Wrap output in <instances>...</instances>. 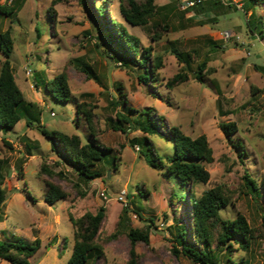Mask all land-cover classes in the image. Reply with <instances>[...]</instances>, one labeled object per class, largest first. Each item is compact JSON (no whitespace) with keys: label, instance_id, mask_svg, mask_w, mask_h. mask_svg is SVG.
<instances>
[{"label":"rangeland","instance_id":"rangeland-1","mask_svg":"<svg viewBox=\"0 0 264 264\" xmlns=\"http://www.w3.org/2000/svg\"><path fill=\"white\" fill-rule=\"evenodd\" d=\"M101 1L85 0L83 5L79 0H0V6L15 8L12 15L0 13V33H10L12 74L25 100L40 111L39 124L50 131L77 135L84 145L89 141V128L76 105H86L94 115L98 143L111 149L92 168L101 177L84 181L52 152L50 142L33 127L37 122L28 126L23 119L11 130L0 128V159L5 164L0 240L20 238L32 243L40 239L42 246L30 259L31 264H66L76 231L70 219L104 207L105 218L96 239L103 257L96 259L92 252L88 264H126L129 229L149 233L148 244L134 247L138 264H194L172 253L174 220L188 230L192 228L189 205L173 195L187 190L200 198L219 189L228 199L219 211L221 219L243 216L253 238L246 249L230 240V251L212 243L213 262L230 264L231 257L235 262L242 259L247 264H264V75L255 69L264 67V0L248 5L246 13V0H201L195 10L182 9L186 0H154L157 14L145 26L124 21L120 0H109L102 16L104 32L111 31L113 21L122 24L140 40L141 49L151 47V70L157 59L161 62L157 80H148L146 85L138 79L143 71L130 64L128 55L120 58L117 50L103 44L97 31ZM248 20L257 25H251L253 32L248 30ZM172 48L189 54V64L180 63ZM2 60L0 54V70ZM203 61L205 79L200 83L194 75ZM81 62L90 66L96 80L79 70ZM61 73L67 76L73 97L67 103L55 101L45 90L44 84ZM178 73L186 74L188 80L168 86ZM117 85L125 93L128 107L154 109L164 118L160 126L155 120L158 130L149 136L164 162L174 152L164 133L167 128L178 127L192 139L206 137L213 157L212 162L201 163L209 173L207 183L181 188L165 170L146 165L139 153V148L144 150L147 145L144 134L111 129L110 120L116 121V112L125 111L117 103ZM221 122L237 125L232 142L220 131ZM238 140L246 154L242 160L235 147ZM245 175L256 181L259 196L245 187ZM47 183L58 185L67 198L46 204ZM103 191L109 193L108 199L101 196ZM123 191L128 196L127 206L116 200Z\"/></svg>","mask_w":264,"mask_h":264},{"label":"trees","instance_id":"trees-1","mask_svg":"<svg viewBox=\"0 0 264 264\" xmlns=\"http://www.w3.org/2000/svg\"><path fill=\"white\" fill-rule=\"evenodd\" d=\"M79 1L83 5L85 4V0ZM259 1L262 0H246V4L243 6L244 13L247 12L250 5ZM108 2L109 0H102L97 7V14L100 19V21H97V31L102 38L103 44L110 50H117L120 58H124L125 55L129 56L130 64L143 71L142 74L138 75V79L142 84L146 85L148 80L151 82L156 81V69L161 67V62L157 59L155 69L151 70V47L141 49L140 40L136 36L129 34L122 24L115 21L111 23V31L104 32L102 16L105 15V4ZM201 4L202 1L192 9L195 10ZM14 11V6L8 8L6 5L0 6L1 14L9 16ZM120 14L124 21L132 26H145L150 19L156 16L157 10L154 0H120ZM251 25L256 24L248 20V30L253 32ZM259 33L262 34L263 31L259 29ZM12 51L13 40L10 33L8 31L0 33V54L3 57L0 70V128L11 130L23 119H26V125L28 126H33V123L37 122L33 127L50 142L52 152L61 157L64 163L70 166L79 178L84 181H91L101 177V174L93 171L92 168L103 159L105 154L110 153L111 149L98 143L96 132L92 125L94 115L86 105H76L78 114L85 118L89 128V141L84 145L81 144L77 135L68 136L58 131H50L40 125L37 119L40 111L36 112L34 103L25 100L23 93L14 80L10 61ZM171 52L180 63L189 64V54L182 55L174 48H172ZM79 65V70L88 79H97L90 66L83 62L79 63ZM205 69L206 62L203 61L197 65V72L194 75L195 80L200 83L204 81ZM255 69L261 71L264 75V67L255 66ZM187 80L186 74L178 73L172 77L168 86L172 87ZM34 84L36 85V82ZM44 85L48 94L59 103H67L73 98L65 73L56 75ZM117 90L119 92L117 103L119 106H123L125 111L116 112V121L110 120L111 129L123 133L139 131L144 134L143 140L147 145L144 150L139 148V153L146 165L153 170H165L167 175L175 177L181 188H185L188 185L207 183L209 181V173L201 163H210L213 157L206 137L202 135L192 139L184 135L178 127H169L165 132L163 129H159L160 132H164L171 139L174 146L173 154L170 157H166L164 162L149 139V136L154 135L158 130L155 120L159 122L157 125L160 126V123L164 125V118L157 116L154 109L137 111L132 107H128L126 95L121 92L120 85H117ZM118 105L115 106L118 107ZM132 114L136 115L133 119L130 117ZM218 127L227 140L232 142V136L238 130L237 125L234 122H221ZM134 140V142L137 141V139ZM3 143L10 148L11 145L9 143L6 141H3ZM235 147L239 150L238 158L242 160L246 154L241 141L238 140ZM4 165V160L0 159V212L5 200L2 189L5 180ZM18 175L22 176V173L19 172ZM244 181L245 187L255 196H259L256 181L248 175H245ZM173 196H176V200L179 202L186 201L192 218V228L189 230L183 227L179 220H174L175 233L172 234L171 243L172 253L175 256L182 255L194 264H219L218 261L213 262V251L210 249L212 243H215L217 247L220 245L224 246L225 250L230 251L232 247L228 242L232 240L238 247L242 249L248 248L249 240L253 238V230L241 215L233 220L221 219L219 211L227 205L228 199L219 189L209 190L200 198H196L194 194L188 193L187 190H182L179 195ZM66 198V192L58 185L47 183V192L44 196L46 204L53 205L56 201ZM124 210L127 212L126 209ZM104 218L105 209L100 207L94 214L86 213L77 220L70 219L76 231L72 253L66 264H88L89 256L92 252H95L96 259L103 257L102 249L97 244L96 239ZM1 221L2 217L0 215ZM261 228L264 238V214L261 216ZM189 233L191 234V239L188 238ZM127 237L130 242V249L126 264H138L139 257L134 247L138 243L148 244L149 233L139 229H129ZM41 246L42 242L40 239H36L32 243L20 238L15 241L0 240V261L7 264H31L30 259L40 250ZM229 261L230 264H247L242 259L235 262L231 260V257Z\"/></svg>","mask_w":264,"mask_h":264},{"label":"built area","instance_id":"built-area-1","mask_svg":"<svg viewBox=\"0 0 264 264\" xmlns=\"http://www.w3.org/2000/svg\"><path fill=\"white\" fill-rule=\"evenodd\" d=\"M201 3V0H186L184 1V3L182 4V9L183 10H188V9H192L194 6H196L197 4ZM227 35V34H226ZM138 150V148H136ZM108 192L106 191H103L101 192V196L104 198V199H108L109 196H108ZM116 200L117 201H120L122 202L125 206L128 205L127 203V194L125 191L123 192H120L117 197H116Z\"/></svg>","mask_w":264,"mask_h":264},{"label":"crops","instance_id":"crops-1","mask_svg":"<svg viewBox=\"0 0 264 264\" xmlns=\"http://www.w3.org/2000/svg\"><path fill=\"white\" fill-rule=\"evenodd\" d=\"M191 14V13H190ZM193 15V14H192Z\"/></svg>","mask_w":264,"mask_h":264}]
</instances>
